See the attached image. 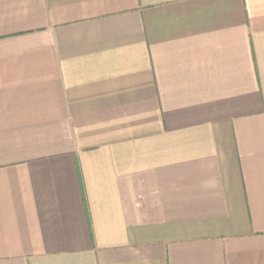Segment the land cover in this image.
Returning a JSON list of instances; mask_svg holds the SVG:
<instances>
[{"label": "crops", "instance_id": "crops-1", "mask_svg": "<svg viewBox=\"0 0 264 264\" xmlns=\"http://www.w3.org/2000/svg\"><path fill=\"white\" fill-rule=\"evenodd\" d=\"M0 264H264V0H0Z\"/></svg>", "mask_w": 264, "mask_h": 264}]
</instances>
